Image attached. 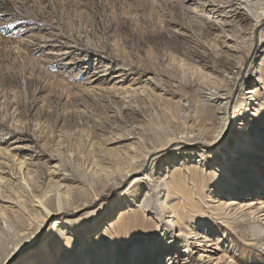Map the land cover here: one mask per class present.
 <instances>
[{
  "label": "rangeland",
  "instance_id": "374dc122",
  "mask_svg": "<svg viewBox=\"0 0 264 264\" xmlns=\"http://www.w3.org/2000/svg\"><path fill=\"white\" fill-rule=\"evenodd\" d=\"M251 1L0 0V226L34 220L19 161L35 192L61 181L75 198L72 223L40 216L0 264H264ZM213 90L229 97L221 122L197 102ZM135 243L144 254L121 259Z\"/></svg>",
  "mask_w": 264,
  "mask_h": 264
},
{
  "label": "bare ground",
  "instance_id": "6f19581e",
  "mask_svg": "<svg viewBox=\"0 0 264 264\" xmlns=\"http://www.w3.org/2000/svg\"><path fill=\"white\" fill-rule=\"evenodd\" d=\"M257 4H258V7H257ZM247 7H248L247 9L248 13H250L252 16L256 17L257 19L264 13L263 6H261L260 4V0L249 2ZM199 92L201 94L203 93L200 89H199ZM228 98L229 97L227 95L226 96L223 95L219 90H213V91H210L204 99H198L197 102L199 106H202L204 108L206 106L208 107L213 106L215 116L221 122L223 121L224 118H226V112H227L228 104L230 102ZM213 137H216V136H213ZM17 168L19 170V173L21 174L23 173L22 182L19 183L20 187L28 191V194L33 198V203L35 202L37 203V205H34L32 203L30 207L27 206L26 204L23 206V203H22L21 204L22 207L20 208V209H23L22 215H24L25 217V212L27 211V214L28 213L31 214L33 216V219L37 221V218H39L40 216L44 215L46 217L47 216L49 217V215L53 214V211H54L57 217L54 218L53 223H56V224L57 223L64 224L65 222L72 223V221L66 219L65 216L63 215L64 209H67L68 207H72L75 201V198L69 195L70 192H69V189L67 188L68 185L66 186L63 182L56 181V182H53L48 188H45L42 192L37 193L29 185L30 182L28 183L29 176L27 177V175L29 174V169L27 167V163L24 161H19L17 164ZM2 175L0 174V194L3 195L6 189L5 185L7 184L8 178ZM121 177L124 179L127 177V174H122ZM66 179H69V178L63 175L62 180L66 181ZM20 197L21 196H18L19 200L21 199ZM1 201L4 202L5 199L0 196V202ZM262 203H264V200L262 201ZM163 204L165 205L166 203H163ZM144 207H146V205H144ZM33 210L37 213L36 214L32 213ZM44 210L47 211L46 214L44 213ZM174 210L175 209H171L169 210V212L171 211V213L175 214ZM4 213H5L4 207H2V205L0 204V214L2 215ZM24 217L23 219L25 220ZM175 219H176L175 221H177V217ZM28 220H30L29 223H26L27 221L26 220L25 222L22 221L20 224H14L12 222L5 220L1 224L0 226V251L4 252L5 260L8 257H10L13 253H15L16 251H20L21 248L24 247L26 243H28V240L34 238L37 235V229L39 228L38 221L35 223V221L32 219H28ZM62 230L65 231L67 229L64 227V229ZM260 231L262 230L260 229ZM41 246L43 250H46L47 245L45 242L41 243ZM145 249L146 247L144 245L135 243L131 246V248L127 252H124L125 255L121 256V259L122 257L126 259V256H129L130 261H131L137 254L138 256H142V254H144L143 251ZM219 258L221 259V257ZM31 261H32V264H37L35 260H31ZM15 264H17V262ZM121 264H127V262L123 261ZM190 264H195L194 260H191Z\"/></svg>",
  "mask_w": 264,
  "mask_h": 264
}]
</instances>
